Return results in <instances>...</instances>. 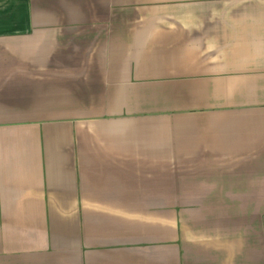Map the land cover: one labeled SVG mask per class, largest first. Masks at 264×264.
<instances>
[{"label":"crops","instance_id":"0c3cea01","mask_svg":"<svg viewBox=\"0 0 264 264\" xmlns=\"http://www.w3.org/2000/svg\"><path fill=\"white\" fill-rule=\"evenodd\" d=\"M0 264H264V0H0Z\"/></svg>","mask_w":264,"mask_h":264}]
</instances>
